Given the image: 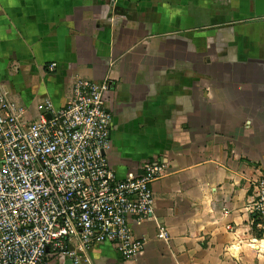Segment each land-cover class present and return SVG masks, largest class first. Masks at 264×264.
Listing matches in <instances>:
<instances>
[{
    "label": "crops",
    "instance_id": "crops-1",
    "mask_svg": "<svg viewBox=\"0 0 264 264\" xmlns=\"http://www.w3.org/2000/svg\"><path fill=\"white\" fill-rule=\"evenodd\" d=\"M256 1L0 0V87L16 113L33 121L46 101H69L76 80L103 84L116 176L164 167L153 215L129 220L143 252L124 259L105 241L78 264H264L245 210L264 174Z\"/></svg>",
    "mask_w": 264,
    "mask_h": 264
},
{
    "label": "built area",
    "instance_id": "built-area-1",
    "mask_svg": "<svg viewBox=\"0 0 264 264\" xmlns=\"http://www.w3.org/2000/svg\"><path fill=\"white\" fill-rule=\"evenodd\" d=\"M104 88L78 79L64 105L46 101L47 114L24 121L0 87V264H48L59 255L78 264L105 241L124 259L143 252L129 220L153 215L151 185L164 167L150 161L138 176H116ZM252 186L245 210L264 240V174Z\"/></svg>",
    "mask_w": 264,
    "mask_h": 264
},
{
    "label": "water",
    "instance_id": "water-1",
    "mask_svg": "<svg viewBox=\"0 0 264 264\" xmlns=\"http://www.w3.org/2000/svg\"><path fill=\"white\" fill-rule=\"evenodd\" d=\"M263 3H264V0H257L256 1V4L258 5H260L261 7H263L262 5H263ZM257 14H264V11H263V9L262 10H260V11H258V13ZM48 117H49V115H47Z\"/></svg>",
    "mask_w": 264,
    "mask_h": 264
}]
</instances>
